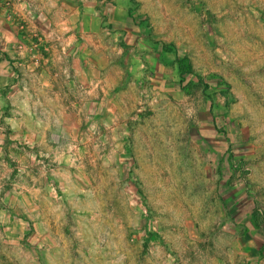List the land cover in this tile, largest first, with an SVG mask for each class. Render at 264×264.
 <instances>
[{"label": "rangeland", "instance_id": "rangeland-1", "mask_svg": "<svg viewBox=\"0 0 264 264\" xmlns=\"http://www.w3.org/2000/svg\"><path fill=\"white\" fill-rule=\"evenodd\" d=\"M132 5L141 41L129 63L110 53L114 117L84 116L58 173L11 172L16 192L29 182L39 196L13 251L35 264H264V0Z\"/></svg>", "mask_w": 264, "mask_h": 264}, {"label": "crops", "instance_id": "crops-1", "mask_svg": "<svg viewBox=\"0 0 264 264\" xmlns=\"http://www.w3.org/2000/svg\"><path fill=\"white\" fill-rule=\"evenodd\" d=\"M132 6V0H0V264H35L12 245L30 232L25 219L39 196L28 192L29 182L15 191L13 168L52 165L58 173L68 134L78 133L84 116L109 121L115 113L109 102L119 108L108 98L116 87L110 53L124 52L129 63L141 41Z\"/></svg>", "mask_w": 264, "mask_h": 264}, {"label": "trees", "instance_id": "trees-1", "mask_svg": "<svg viewBox=\"0 0 264 264\" xmlns=\"http://www.w3.org/2000/svg\"><path fill=\"white\" fill-rule=\"evenodd\" d=\"M176 64L178 66V70L181 74H184L186 72L190 71L189 66L187 65V60L185 58L177 59Z\"/></svg>", "mask_w": 264, "mask_h": 264}]
</instances>
